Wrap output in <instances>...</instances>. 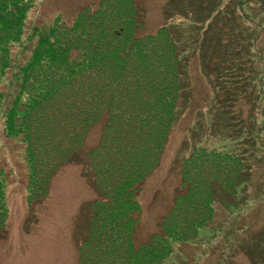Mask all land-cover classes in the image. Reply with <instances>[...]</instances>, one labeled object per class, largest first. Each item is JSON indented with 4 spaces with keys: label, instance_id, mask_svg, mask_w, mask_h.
Masks as SVG:
<instances>
[{
    "label": "trees",
    "instance_id": "1",
    "mask_svg": "<svg viewBox=\"0 0 264 264\" xmlns=\"http://www.w3.org/2000/svg\"><path fill=\"white\" fill-rule=\"evenodd\" d=\"M123 1L127 3L101 0L94 10L85 8L66 31L55 23L46 36H39L29 61L18 67L19 91L4 118L5 135L23 146L31 207L48 197L53 176L102 123L99 141L87 152L99 198L87 205L76 245L80 264H166L177 246L212 228L218 214H225L220 220L225 232L237 229L238 218L247 214L238 209L246 193L240 183L252 179L246 156L257 142L252 123L244 148L183 144L181 181L172 204L159 231L135 246L142 211L138 195L187 101L192 56L206 63L217 54L216 79L224 89L227 79L239 84L247 76V64L255 66L252 50L258 37L241 38L250 27L241 20L248 13L234 0L210 7L203 26L168 24L137 36V11L124 17ZM31 8V0H0V80L12 66V46L25 36ZM186 48H192L190 53ZM4 97L0 90V101ZM2 162L0 151V235L11 216L12 183ZM252 235L258 236L256 241L250 240ZM261 236L247 233L240 240L252 264H264L262 254L256 256L264 246Z\"/></svg>",
    "mask_w": 264,
    "mask_h": 264
},
{
    "label": "rangeland",
    "instance_id": "2",
    "mask_svg": "<svg viewBox=\"0 0 264 264\" xmlns=\"http://www.w3.org/2000/svg\"><path fill=\"white\" fill-rule=\"evenodd\" d=\"M100 1L31 0L25 36L11 48L12 66L0 80V90L5 93L0 101V151L12 182L8 189L11 216L5 233L0 235V264H80L76 245L82 237L87 205L99 198L92 183L87 152L99 141L102 123L92 128L84 147L53 176L48 197L33 207L26 199L28 173L23 146L8 138L3 127L8 107L15 102L19 91L18 67L29 61L39 36H46L55 23H60L66 31L65 27L72 25L85 8L94 10ZM228 1L127 0L121 3L120 11L126 17L136 9L135 35L139 36L154 33L168 24L201 25L210 7L215 4L223 7ZM234 4L248 13L241 20L250 27L241 38L251 41L252 37H258L252 50L255 66L247 64L243 72L247 76L239 84L227 79L223 89L217 83L214 68L216 64L219 69L217 54L206 63L192 56L186 73L187 101L179 108V119L174 123L159 163L142 182L138 195L142 211L134 229V244L147 242L159 231L161 218L180 185L183 144L196 141L218 148H244L247 129L252 123L256 126L252 134L257 142L246 154L247 171L252 179L240 183L242 192L246 193L240 197L242 205L238 209L247 214L238 218L237 229L232 227L227 232L221 228L220 221L225 219V214H218L212 228L205 229L181 248L177 246L166 264H252L250 257L242 252L241 242L247 233L256 232L262 233L264 243V0H234ZM191 50L186 48L185 52ZM257 237L252 235L250 240L256 241ZM260 254L264 259V246L256 256Z\"/></svg>",
    "mask_w": 264,
    "mask_h": 264
}]
</instances>
